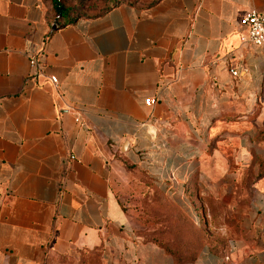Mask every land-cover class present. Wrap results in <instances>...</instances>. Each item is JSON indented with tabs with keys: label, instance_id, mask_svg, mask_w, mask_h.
Masks as SVG:
<instances>
[{
	"label": "crops",
	"instance_id": "crops-1",
	"mask_svg": "<svg viewBox=\"0 0 264 264\" xmlns=\"http://www.w3.org/2000/svg\"><path fill=\"white\" fill-rule=\"evenodd\" d=\"M52 1L0 0V264H264V0Z\"/></svg>",
	"mask_w": 264,
	"mask_h": 264
},
{
	"label": "built area",
	"instance_id": "built-area-1",
	"mask_svg": "<svg viewBox=\"0 0 264 264\" xmlns=\"http://www.w3.org/2000/svg\"><path fill=\"white\" fill-rule=\"evenodd\" d=\"M241 21L243 27V33L240 37L241 43L253 45L264 51V11L249 9L243 14ZM28 63L31 68L28 76L30 79L35 80L43 77L50 82L53 88L56 87L57 77L55 74L46 71V65L42 59L41 51L30 55L28 57ZM229 71L232 74L236 72L231 68ZM154 100L151 96L145 98L147 104L153 103ZM75 119H78L77 115H75Z\"/></svg>",
	"mask_w": 264,
	"mask_h": 264
},
{
	"label": "rangeland",
	"instance_id": "rangeland-1",
	"mask_svg": "<svg viewBox=\"0 0 264 264\" xmlns=\"http://www.w3.org/2000/svg\"><path fill=\"white\" fill-rule=\"evenodd\" d=\"M68 6L71 7L74 12H87L94 13L100 10L104 5L111 4L116 1H121L124 3H133L145 6L153 0H65ZM159 204L163 207L167 206L165 198L159 194L157 197Z\"/></svg>",
	"mask_w": 264,
	"mask_h": 264
},
{
	"label": "trees",
	"instance_id": "trees-1",
	"mask_svg": "<svg viewBox=\"0 0 264 264\" xmlns=\"http://www.w3.org/2000/svg\"><path fill=\"white\" fill-rule=\"evenodd\" d=\"M156 0H153L152 2L148 3L147 5H150L152 3H154ZM119 3H122L121 1H116V2H113L111 4H107V5H104V7H102L100 10L94 12V13H87V12H74L72 11L71 7L68 6L67 2L65 0H53L52 1V7H53V10L56 14V17L57 18H60L62 16H65L67 13H70V15H68L69 17H65L61 22H60V25L61 24H64L66 22H70L74 17H77V16H80V15H96V14H99L101 11H104L106 9H108L109 7L111 6H114V5H117ZM128 4H133V3H128ZM134 5H138V4H134ZM145 5V6H147Z\"/></svg>",
	"mask_w": 264,
	"mask_h": 264
}]
</instances>
